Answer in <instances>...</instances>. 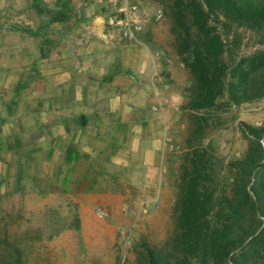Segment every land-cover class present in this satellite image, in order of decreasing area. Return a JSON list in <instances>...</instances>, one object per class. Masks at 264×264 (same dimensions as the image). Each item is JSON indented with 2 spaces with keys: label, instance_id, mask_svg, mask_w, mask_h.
Wrapping results in <instances>:
<instances>
[{
  "label": "rangeland",
  "instance_id": "1",
  "mask_svg": "<svg viewBox=\"0 0 264 264\" xmlns=\"http://www.w3.org/2000/svg\"><path fill=\"white\" fill-rule=\"evenodd\" d=\"M167 2L0 0V263L135 264L175 231L189 140L225 180L264 126V98L181 109ZM237 31L240 56L264 49Z\"/></svg>",
  "mask_w": 264,
  "mask_h": 264
},
{
  "label": "trees",
  "instance_id": "2",
  "mask_svg": "<svg viewBox=\"0 0 264 264\" xmlns=\"http://www.w3.org/2000/svg\"><path fill=\"white\" fill-rule=\"evenodd\" d=\"M167 7L192 81L182 110L215 109L225 97L235 106L264 98V49L240 56L237 31L256 32L264 44V3L168 0ZM243 132L247 151L227 163L225 180L209 148L189 140L175 231L160 243L143 241L135 264H264V126L245 124ZM17 253L6 264H24Z\"/></svg>",
  "mask_w": 264,
  "mask_h": 264
},
{
  "label": "built area",
  "instance_id": "3",
  "mask_svg": "<svg viewBox=\"0 0 264 264\" xmlns=\"http://www.w3.org/2000/svg\"><path fill=\"white\" fill-rule=\"evenodd\" d=\"M125 25H126V27H127V31H126V33L128 34V32L129 33H131V34H134V30H133V28L131 27V24L129 23V22H126L125 23Z\"/></svg>",
  "mask_w": 264,
  "mask_h": 264
}]
</instances>
